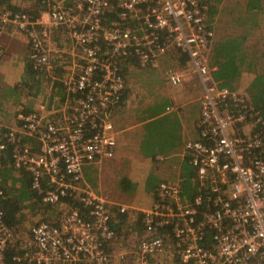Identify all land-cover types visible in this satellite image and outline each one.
Masks as SVG:
<instances>
[{
	"label": "built area",
	"instance_id": "obj_1",
	"mask_svg": "<svg viewBox=\"0 0 264 264\" xmlns=\"http://www.w3.org/2000/svg\"><path fill=\"white\" fill-rule=\"evenodd\" d=\"M74 2L50 5L35 19L0 8V35L8 23L24 30L35 68L52 67L43 39L46 20L69 30L83 61L63 82L71 111L60 115L62 125L44 120L38 110L21 113L17 129L0 124V166L10 149L13 168L30 174V187L44 205L69 206L55 220L30 226L22 247L5 221L0 188V264H8L10 248L15 253L9 264H264V107L220 86L211 74L205 62L214 37L207 0ZM112 7L124 25H103ZM176 47L187 54L202 86L198 138L184 144L199 190L185 197L177 184L161 182L152 207L143 211V232L128 237L125 246L116 241L109 202L83 172L114 156L110 115L125 87L119 64L136 56L142 67L158 68V59ZM177 69H163L168 84L184 83ZM116 209L128 212L122 203Z\"/></svg>",
	"mask_w": 264,
	"mask_h": 264
},
{
	"label": "crops",
	"instance_id": "obj_2",
	"mask_svg": "<svg viewBox=\"0 0 264 264\" xmlns=\"http://www.w3.org/2000/svg\"><path fill=\"white\" fill-rule=\"evenodd\" d=\"M7 7L5 6V8ZM217 19L212 22L213 28L218 30L212 40L213 47L214 39L216 40L220 36L221 31ZM231 27L225 28L224 34H231L229 32ZM261 27H264V22ZM18 33L13 26H9L0 37V124H16L19 115L30 110L40 111L46 120L53 117L55 112L62 115L59 112L62 109L69 112L71 101H68L58 80L61 77L59 68L65 67L66 63L55 62L53 57L57 51L65 52L68 48V46H61L62 41L59 40L63 32L56 34L55 31L47 39L54 62L47 71V80L44 78V83H39L43 90L39 89V93L34 96L26 94L28 89L26 92H22L23 86L14 88L16 84L20 83L22 77H25V65L29 54V43L23 36L17 35ZM263 41L258 42L257 46ZM256 42L248 34L242 37L239 62L241 76L244 71H248L251 77H253L252 74L254 77L264 74V55H262L264 49L263 47H258L256 50L252 49ZM178 51L175 48L166 51L159 58L160 67L156 69L157 71L136 69V62L134 64L130 59L126 60L124 65L126 67L122 72L125 87L119 104L110 115L116 135L114 156L102 160L101 163L87 165L83 172L84 181L92 187L95 184V177L98 178V174L94 177L95 170L99 173L100 169L104 168L94 191L103 196L109 202L113 213L115 212L113 216L115 218L114 226L118 232L116 241H119V235L127 236L132 231L135 233L143 232V211L152 207L156 200L157 188L161 182L177 184L185 197L191 195L194 190L197 192L199 190L195 181L194 169L184 150V144L188 140L198 138L196 124L200 118L199 96L202 89H200V83L196 79L189 80L186 75L185 80L187 79V81L179 86L168 84L163 77V69L166 68L164 65H168L169 60L173 63L179 60L180 53ZM250 51H257L258 55L261 54L257 60L260 59L263 62L256 70L253 69V66L249 69L254 57V52ZM212 52L213 50L210 51L209 55L210 61L213 63L212 73H214L217 66L214 65ZM67 54L71 58L68 60L69 65L75 66L70 72H67L66 75L68 76L78 70L79 64L77 65V63L79 60L73 50ZM187 61L185 63H188ZM139 77L145 78L144 84ZM36 78L41 81V76L38 74ZM248 85L245 95L253 102L250 90L254 91V88L252 85ZM36 89L34 88V91ZM239 91L241 90L239 89ZM23 104L24 107H21ZM10 167L5 165L0 169V188L4 190V193L16 192L22 185L21 174L19 171L14 172L13 170L12 172ZM144 169H148V173L152 171L157 176L151 183L145 180L141 181L145 190L137 182L139 178L141 180L140 175ZM9 178L11 181L8 185L6 182L10 180ZM122 182L133 185L137 182V184L131 187L134 188V191L122 193ZM139 193L143 195H138ZM118 203L128 206L126 214H120L117 211L116 204ZM114 247L115 245H113Z\"/></svg>",
	"mask_w": 264,
	"mask_h": 264
},
{
	"label": "rangeland",
	"instance_id": "obj_3",
	"mask_svg": "<svg viewBox=\"0 0 264 264\" xmlns=\"http://www.w3.org/2000/svg\"><path fill=\"white\" fill-rule=\"evenodd\" d=\"M43 1L44 2H42V3H45V5H46V9H44L46 11H47L48 7L50 5L52 6L53 4H55V5L56 4H60L62 6H73L75 4L74 0H43ZM249 2H250V0H249ZM261 3H262L261 6L263 7V10H262V13H261V16L263 17L262 18V23H263L264 22V0H262ZM7 4H10L12 6H17V7H21L22 4L25 5V6L31 5V3L28 2V0L27 1L26 0H2V3L0 5V8L1 9H5V6L7 7ZM210 4L212 6H214V8L216 7L215 8L216 12L214 14L208 15V22L210 20V23H211V26L210 27L213 28L212 22L215 21V19L218 18L217 19L218 20V23H220V26H221L220 35H222V34L225 33V30H226L225 28H227L226 22H227V20H230V17L234 16V14L236 16L238 15L239 17H242V18H245L247 16L246 0H216V1L215 0H210ZM7 8H9V7H7ZM42 13L43 12L39 13L38 16H41ZM45 17L46 16H44V18ZM47 21L48 20H46V23H44L45 25H43L44 28L47 31V36L46 37L45 36L43 37V39H44V45H45L46 49L49 50V45H48L47 39H48V37L50 38L51 35L55 33V31H56V34H59V33L63 32V34L59 37V40L62 41V45L61 46H68V48L66 49L65 52L57 51L56 53H54L55 55L53 56L55 62L61 61V62H65L66 63V64L64 63L66 65L65 67L59 68V71L61 73V77L58 79L60 81V87L64 90L63 82H64L65 78H67L65 76H67L66 75L67 72H70L71 69L75 68V66H73L72 64L69 65L68 60H71V58L69 56L70 53L68 55L67 52L73 50L77 54V56H78L77 58L79 60V61L77 60L79 62V63H77V65L83 62L82 61V53H81L80 48H78L74 44V42H73V40H72V38H71V36L69 34V30L65 26L53 27L52 25H50L49 23H47ZM261 24L259 23V26L255 27L253 29L254 32L247 33L248 35L252 36V39L254 40V42L257 41L256 42V45L255 44L253 45L254 47L252 49H254V50L258 49V47H263V49H264V41H263L262 44H259L257 46L258 42L264 40V27L262 28L261 27ZM9 26H13L14 29H15V31H16V33L19 32L17 35L23 36L27 40V42L29 43V40H28V37H27V33L24 30L18 29L17 26H15L12 23H8V24H6L2 28L1 35H2L3 31H5V29L7 27H9ZM228 27H230V26H228ZM37 29L39 30V28H37ZM235 29H238V28H233L232 29V27H231L230 30H229V32L234 33L235 32L234 31ZM213 31H214V36H215V32H217L218 30L213 28ZM247 34H245V35H247ZM1 35H0V37H1ZM52 47L53 46L51 45V48ZM212 48H213V45L211 43L210 44V51L212 50ZM260 49H262V48H260ZM55 50H57L56 47H55ZM210 51H208L207 54L205 55V62L208 64L209 70H211L210 72H213V70L211 69L213 63L210 61V55H209L210 54ZM48 52L50 53V51H48ZM250 52H254L253 53L254 54V57H253V60L251 61L252 64L249 65V69H251V67L253 66V69L256 70V68L260 64H262V62H263L260 59L257 60L258 56H260L261 54L258 55V52L257 51H250ZM50 55H51V53H50ZM262 55H264V53H262ZM51 58H52V56H51ZM65 58H67V59H65ZM54 60L52 58V63L54 62ZM125 61L126 60H123L121 62V64L123 65V63ZM187 62L188 63H183L182 64L179 60L177 62H175V63L170 62V60H169V63H167L168 65H164V66L165 67L178 68L177 70L183 72L184 81H187V79L185 80V75H186V78L189 77V80H195L196 79L199 82L197 76L195 74H193V69H192L193 66H192V64L190 63V61H187ZM127 67H130V66H127ZM159 67H160V65H159ZM158 68H152V69L155 70V71H157L156 69H158ZM136 69L142 70L143 68H141L140 66L137 65ZM121 70L123 71V68L122 67H121ZM158 72H160V70H158ZM211 74L213 75V73H211ZM252 75H253V77L250 76V74L248 73V71H244V74L241 76V78L239 79V81L236 84L238 90L240 89L241 92H243V93L246 92L247 93V88L249 86L248 84L252 85V81L251 80L254 78V74H252ZM192 76H193V79H192ZM22 78H24V76ZM142 78L143 79H141V78L140 79H141V81L143 83L145 78L144 77H142ZM147 84H148V81H147ZM201 87L202 86L200 84V89H201ZM24 92H26V90ZM21 107H24V104L21 105ZM70 111H71V109H70ZM70 111L68 112L67 110L62 109L59 112L60 113H63L64 115H66V114L70 113ZM43 118H44V116H43ZM48 119L49 120L56 121L60 125H62L63 122H64V119L61 118V116H60V114H58V112H55L53 114V117L48 118ZM44 120H46V118H44ZM18 125H19V121L16 122V124H5L3 126H6L7 128L17 129L18 128ZM26 143L30 146V148L33 151H37L38 146H37V143H36L35 140L28 139V140H26ZM103 169H100V172L99 173L96 172V170H95L94 177L98 174V178H97V176L95 177V184H93L94 186H92L91 188L96 189V183L99 180V176H101V172H102ZM15 171H18V170H15L14 169V172ZM105 172H107V171H105ZM140 176H141V180L139 178L137 182H139L141 184V187H142L143 190H145V187H144L143 182H141V181L145 180V181L151 183V181L153 179H155V177H157L152 171H149V173H148V169H144L141 172V175ZM9 179L10 180H7V182H6L8 185H9V183L11 181V178H9ZM137 182L134 185L133 184H128L126 182H122L121 183V188L123 189V192L122 193H124V192L126 193L127 191H129L128 193H130L131 191H134V188H131V187L132 186H136ZM146 188H147V186H146ZM138 195H143V194H140L139 193ZM25 202H24L25 203L24 208L21 210L20 214L18 215L19 216L18 217L19 218V221L15 225V240H16V243L17 244L18 243H21L22 247H25L27 245L28 240H29L28 230H29L30 226H32L34 223H36L39 220L53 221V220H55V218L59 215V213L62 210H65V209H67L69 207L68 206V203H64L62 205L61 204L54 205V206H52V205H44V204H41V203H34L35 202L34 199L28 200V201H25ZM109 209H110V211L112 213V217H113L115 215V212L113 213L112 208L110 206H109ZM134 234H135L134 231H132V233L131 234H128L127 236H123L124 234H122L121 237H119V238H122L123 237V240H119V242L126 246L127 245V242H128L127 241L128 237H131ZM114 245H117V244L114 243Z\"/></svg>",
	"mask_w": 264,
	"mask_h": 264
},
{
	"label": "trees",
	"instance_id": "obj_4",
	"mask_svg": "<svg viewBox=\"0 0 264 264\" xmlns=\"http://www.w3.org/2000/svg\"><path fill=\"white\" fill-rule=\"evenodd\" d=\"M27 1V0H26ZM216 1V0H215ZM262 0H249L247 1L246 11L247 16L245 18L239 17L238 15L230 17V20H227L226 26H232L235 29L234 33L231 34H222L218 36V38L214 39V47L212 48V59L214 65L216 64L217 69L213 73L214 79L219 83L220 86H225L229 89H237V81L238 78L241 76V71L239 69V62H240V50L242 47V37L247 33L254 32V28L259 26V23H262V10L263 7L261 6ZM2 2V0H0ZM31 3L29 6L22 5L21 7L12 6L8 4L7 6L9 9L13 11H22L28 14L31 19H35L38 17L39 13H41L44 9H46V5L43 0H28ZM249 2V3H248ZM208 3V15L214 14L216 12L214 6L210 4V0H207ZM236 16V17H235ZM261 16V17H260ZM241 19V20H240ZM122 22L120 21L117 10L115 7L106 10L103 15V25L110 26L113 23ZM121 24L124 25V22ZM209 24L211 26L210 20ZM179 50V61L183 64L188 60V56L185 52L181 51L180 48H175ZM1 51V48H0ZM30 56V46H29V54L28 59L25 65V77L22 78L20 83L16 84L14 88H19V86H23L22 92L27 90L26 94L30 95H37L39 92L38 90H43L39 83L44 82L47 80V70L45 68H35L34 63ZM130 61L136 65L140 66L143 69H152L150 67L145 68L140 65L139 59L136 56H132ZM127 60V59H126ZM126 61L122 64H119L120 67V74L123 77V71L121 67L125 68ZM41 76L40 79L36 78V75ZM27 75V76H26ZM45 78V79H44ZM44 79V80H43ZM49 79V78H48ZM41 84V85H42ZM252 87L254 91H251L253 104L257 107L261 106L264 107V74L255 76L252 80ZM34 88H37L34 91ZM33 90V91H32ZM5 165L11 166V170L13 171L14 168L11 163L10 159V149L6 151V154L2 157V163L0 169ZM21 174L22 185L18 191H11L9 193H4V198L1 201L3 209L5 211V221L10 226H14L19 221V214L21 210L25 206V201L34 199V203H42L40 196L31 189L30 187V180L31 176L29 173L24 172L22 170L19 171ZM197 192L194 190L193 193ZM25 202V203H24ZM209 238V233L207 234ZM15 253L14 248H10L6 252V262L9 264L11 261V256Z\"/></svg>",
	"mask_w": 264,
	"mask_h": 264
}]
</instances>
